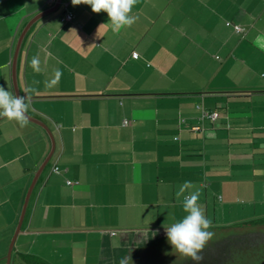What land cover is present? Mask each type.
I'll use <instances>...</instances> for the list:
<instances>
[{
	"label": "crops",
	"instance_id": "1",
	"mask_svg": "<svg viewBox=\"0 0 264 264\" xmlns=\"http://www.w3.org/2000/svg\"><path fill=\"white\" fill-rule=\"evenodd\" d=\"M22 36L23 108L55 149L10 264H124L200 210L264 217V0H0V264L51 150L18 113Z\"/></svg>",
	"mask_w": 264,
	"mask_h": 264
},
{
	"label": "trees",
	"instance_id": "2",
	"mask_svg": "<svg viewBox=\"0 0 264 264\" xmlns=\"http://www.w3.org/2000/svg\"><path fill=\"white\" fill-rule=\"evenodd\" d=\"M19 264H47L22 256ZM124 264H264V217L229 226L176 228Z\"/></svg>",
	"mask_w": 264,
	"mask_h": 264
},
{
	"label": "water",
	"instance_id": "3",
	"mask_svg": "<svg viewBox=\"0 0 264 264\" xmlns=\"http://www.w3.org/2000/svg\"><path fill=\"white\" fill-rule=\"evenodd\" d=\"M43 15H40L39 17H37L36 19L33 20V22L30 24V26L35 23L38 19H40ZM23 35V34H22ZM22 40H23V36L20 37L18 43H17V48H16V52H15V56H14V60H13V68H12V75H13V87H14V92H15V97H16V104H17V107H18V113L23 116L24 118H26L27 120L37 124L38 126H40L41 128H43V130H45V132L47 133L50 141H51V150L49 152V154L47 155V157L45 158L44 162L41 164L40 168L38 169L33 181H32V184L27 192V195H26V198H25V201H24V205H23V208H22V211H21V214H20V218H19V221H18V225L16 227V231L13 235V238L10 242V245H9V249H8V253H7V262L6 264H10V259H11V255H12V250H13V247H14V243H15V239L18 235V233L20 232V229H21V225H22V222H23V219H24V215H25V212H26V207H27V203H28V200H29V196H30V193H31V190L33 189V186L35 185L36 181H37V178L38 176L40 175V173L42 172V170L44 169V167L46 166V164L48 163V161L50 160L53 152H54V149H55V142H54V137L51 133V131L49 130V128L41 121L33 118V117H30L27 115V113L25 112L24 108H23V104H22V101H21V96H20V93H19V90H18V86H17V82H16V63H17V58H18V53H19V49H20V46H21V43H22Z\"/></svg>",
	"mask_w": 264,
	"mask_h": 264
},
{
	"label": "rangeland",
	"instance_id": "4",
	"mask_svg": "<svg viewBox=\"0 0 264 264\" xmlns=\"http://www.w3.org/2000/svg\"><path fill=\"white\" fill-rule=\"evenodd\" d=\"M237 204H235V205H239L238 203L239 202H236ZM213 209V208H212ZM240 210H241V208L240 207H237V206H233V213H231V216L230 217H225V220H217V221H214L213 222V215H212V213H209L208 214V220H207V224H206V222H204L205 220H204V217H205V213H203L201 210H200V213H199V226H208L209 224H211V226H229V225H231V224H235V223H238V222H236V220H233V219H235V218H237V217H239V215L240 214H237V212L239 211L240 212ZM187 213H185L184 215H185V218L188 216V215H186ZM241 215H243V214H241ZM219 215H216V217H218ZM219 219V218H218ZM248 219V218H247ZM186 221V220H185ZM184 222V221H183ZM186 223V222H185ZM184 225V224H183ZM164 236H165V234H164ZM169 236V235H168Z\"/></svg>",
	"mask_w": 264,
	"mask_h": 264
},
{
	"label": "built area",
	"instance_id": "5",
	"mask_svg": "<svg viewBox=\"0 0 264 264\" xmlns=\"http://www.w3.org/2000/svg\"><path fill=\"white\" fill-rule=\"evenodd\" d=\"M65 20L67 21H71L73 19V15L71 13H67L65 15ZM232 24L230 22H227L226 23V26H231ZM233 29L237 32V33H243L244 32V28H242L241 26L239 25H232ZM217 116V114H212V115H209V117L211 118H215ZM124 125H127L128 124V121H124L123 122ZM55 170H57V168H55ZM68 184H71V182H68Z\"/></svg>",
	"mask_w": 264,
	"mask_h": 264
}]
</instances>
